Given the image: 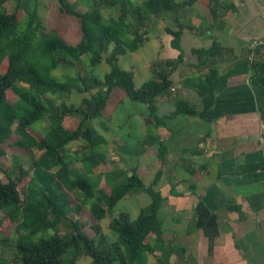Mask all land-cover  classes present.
<instances>
[{
  "label": "trees",
  "instance_id": "trees-1",
  "mask_svg": "<svg viewBox=\"0 0 264 264\" xmlns=\"http://www.w3.org/2000/svg\"><path fill=\"white\" fill-rule=\"evenodd\" d=\"M6 1L0 0V64L6 58L5 69L0 70V174L4 173L0 175V211L14 223L17 264H73L82 255L90 257L89 264H142L143 252L153 250L150 237L161 232L158 209L162 196L155 188L159 172L145 184L135 170L108 171L104 173L106 186L98 188L100 175L95 169L104 161V154L96 147L106 140L88 121L103 114L108 97L116 87L122 88L131 100L146 104L156 121H163L167 116L196 114L195 106L181 99L169 115L161 118L157 115L156 98L168 90L169 75L183 58L180 22L177 21V28H165V33L172 36V47L179 54L175 59L154 62L151 77L139 87L135 86L133 71L122 68L118 58L137 50L146 39L147 30H141L145 20H154L160 12H176L193 2L204 4L206 0H80L84 10H78L68 0H57L59 11L78 22L81 37L76 43L66 41L56 30L46 32L37 20V13L27 11L28 6L26 15L18 19L14 11L5 10ZM22 1L16 0L17 5ZM103 7L117 10L116 16L104 17ZM220 51L215 41L210 47L194 50L198 63L208 67L205 74L186 79L187 86L199 97L226 86L229 74H220L215 67L220 58L214 56ZM85 55L87 74L67 71L62 79L52 74L60 66L70 69L82 62ZM210 57L214 58L209 62ZM103 59L108 71L100 78L93 70ZM243 70L251 71L264 119V61L254 59L249 63L246 59ZM72 88L82 94L79 104L58 102L57 98ZM12 92L14 99L8 96ZM70 114L79 117L75 128H66L62 123L64 116ZM40 119H47L49 123L45 132L37 136L30 125ZM12 135L16 138L10 142ZM75 139L83 140L89 152L71 157L68 144ZM5 142L33 155L28 167L16 158V176L14 168L3 170L1 164ZM165 149L164 144L159 146L160 157ZM75 161L81 163L84 172L71 177L70 165ZM94 173L98 177L92 179L93 183L88 176ZM26 175L29 181L25 197L21 198L17 186ZM133 189L145 191L150 202L140 208L133 220L123 211L113 216V207ZM69 191L80 192L81 200L72 204ZM83 207L88 208L94 219L92 227L96 233L101 220L110 217L108 227L115 232L114 240L106 241L100 233L96 242L86 233V223L71 215ZM62 224L70 228L66 235L59 232Z\"/></svg>",
  "mask_w": 264,
  "mask_h": 264
},
{
  "label": "crops",
  "instance_id": "crops-1",
  "mask_svg": "<svg viewBox=\"0 0 264 264\" xmlns=\"http://www.w3.org/2000/svg\"><path fill=\"white\" fill-rule=\"evenodd\" d=\"M177 21L183 58L169 75L168 90L156 98L157 115H169L181 99L195 106L196 114L156 121L146 104L130 99L125 120L116 111L109 115L111 123L100 119L101 130H95L106 140L100 165L108 157L117 165L98 173V188L108 171L135 170L145 184L159 172L161 232L150 237L153 250L143 252L142 264H264V140L257 90L251 71L243 70L249 41L264 40V0L193 2L147 20L146 40H155L156 51L146 61L141 84L154 62L179 54L165 33L166 27L177 28ZM214 41L221 49L215 67L229 75L224 88L199 97L186 79L207 72L194 50ZM254 59L264 61V48ZM161 144L166 149L160 157ZM145 194L133 189L124 198Z\"/></svg>",
  "mask_w": 264,
  "mask_h": 264
},
{
  "label": "rangeland",
  "instance_id": "rangeland-1",
  "mask_svg": "<svg viewBox=\"0 0 264 264\" xmlns=\"http://www.w3.org/2000/svg\"><path fill=\"white\" fill-rule=\"evenodd\" d=\"M69 2H73L76 5V8L78 10H84L85 6L80 2V0H68ZM137 2L138 0H134ZM28 6L27 11H35L37 13V20L42 22L44 25L46 32H49L51 30H56L60 34L61 37H63L66 41L70 43H76L79 38L81 37V31L78 25V22L75 17L68 15L66 13H61L58 9V2L57 0H23L20 5H17L16 0H8L3 4V7L8 12H15L18 19L23 18L26 15V9L25 7ZM2 7L0 6V10ZM102 13L104 17H108L110 15L116 16L117 10H113L109 7H103ZM145 20L142 24V31L149 29L150 27H146ZM162 27V26H161ZM8 38V37H7ZM155 40L150 38L148 41L144 39L143 43L139 46L138 50L132 51V52H126L125 54H121L118 58L119 65L124 69H129L133 71V75L135 78V85L140 86L141 81L144 77V71L146 68V61L153 58L155 56V49H156V43ZM112 44L109 46V50L112 48ZM149 46V48H148ZM107 53V52H106ZM87 55L82 57V62L77 63L75 66L71 67H58L52 72L54 77L56 76L58 78H63V75L68 71L69 73L73 74L74 72H78L82 75H85L88 73L87 67ZM5 57V56H4ZM6 58H4L0 64V70L5 69L6 67ZM42 60V59H41ZM94 73L102 78L105 72L108 71V65L104 61V59L96 65L94 68ZM151 77V76H150ZM149 78V76H148ZM146 78V79H148ZM59 79V80H61ZM145 79V80H146ZM89 94V93H88ZM9 98L14 99L15 95L14 93H10ZM53 98V95H50V98ZM56 97V96H55ZM82 94L79 93L75 88H72L69 93H65L64 95L58 97V102L63 100L67 104L74 103L79 104L81 100ZM54 101L51 100V103ZM130 98L125 94L124 90L122 88L116 87L114 88L107 100L106 107L103 111V114L99 117H95L93 119H90L88 122L90 125L93 126L94 129L101 130L99 120L104 119L105 117L108 118L110 123L112 122L113 116H109L116 111V113L119 115V117H122L123 120H125L127 113L131 109L129 105ZM79 117L76 114H70L65 115L63 118V125L66 128H75L78 124ZM49 121L46 120H37L33 122L30 125V130L37 136L42 135L47 126ZM121 129H123V132L125 133V123H122ZM16 138L14 135H12L9 138V141L12 142ZM83 140L81 139H75L71 141L68 144L69 148V154L71 157H74V155L77 153V155H81L82 153H88L89 147L85 146L83 144ZM137 146H140V143L136 144ZM4 156L1 158V164L3 166V170L12 171L14 168L13 175H17L18 173V164L15 162L16 158L18 159V162L23 165L24 167H28L32 162V154L29 151H26V149L19 147L14 144H6L4 143ZM97 150H104L105 145L104 143L100 144L96 147ZM37 152V151H36ZM109 157L107 158V162L103 163V165H100L95 169V173H102L103 171H106L110 166H116L114 162L111 163ZM84 172L83 167L81 166L80 162H73L70 165V174L71 177L73 176H79L82 175ZM90 174L89 179L92 180L93 178H96V174ZM129 173V172H128ZM1 176L4 175L3 171L0 174ZM29 181V175H26L19 181L18 189L20 191L21 198L25 197L26 192V186ZM93 181V180H92ZM94 183V181H93ZM106 185L103 186V188ZM99 187V185L97 186ZM66 188V187H65ZM102 188V187H100ZM69 190V189H68ZM78 191V190H76ZM76 191H69V195L72 199V204H76L81 200L82 194ZM132 203V206H130V203ZM149 202V196L148 195H139L134 198L132 201V198H124L117 202V204L112 209V215L116 216L120 212H126L127 214H132V217H135L137 215V211L141 206H145ZM72 217H77L81 221H84L86 224L84 226V230L86 233L93 237L96 242L99 241V235L100 233L104 234V239L106 241H112L115 239V232L111 230L108 227L109 222V216H106V218L102 219L100 222V229L99 233H96L92 225L95 223L94 219L92 218L89 210L87 207H83L79 213H72ZM130 220H133L129 217ZM69 226L61 225L60 227V234L66 235L69 233ZM16 234L14 232V223L11 222L8 219V216L4 211H0V264H17V253L14 246V240H15ZM91 261L90 257L88 256H80L73 264H89ZM116 264V263H114Z\"/></svg>",
  "mask_w": 264,
  "mask_h": 264
},
{
  "label": "built area",
  "instance_id": "built-area-1",
  "mask_svg": "<svg viewBox=\"0 0 264 264\" xmlns=\"http://www.w3.org/2000/svg\"><path fill=\"white\" fill-rule=\"evenodd\" d=\"M260 48H264V40L260 38H255L249 41L247 44V54L246 59L249 63L253 62L256 54L258 53ZM259 131H260V139L264 140V119L260 113V120H259Z\"/></svg>",
  "mask_w": 264,
  "mask_h": 264
}]
</instances>
